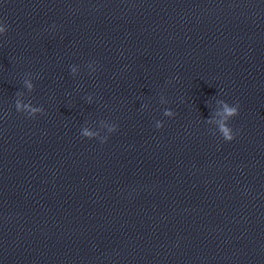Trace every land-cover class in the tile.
Masks as SVG:
<instances>
[{"label": "clouds", "instance_id": "obj_1", "mask_svg": "<svg viewBox=\"0 0 264 264\" xmlns=\"http://www.w3.org/2000/svg\"><path fill=\"white\" fill-rule=\"evenodd\" d=\"M0 31H3V29H0ZM231 139V138H230Z\"/></svg>", "mask_w": 264, "mask_h": 264}]
</instances>
